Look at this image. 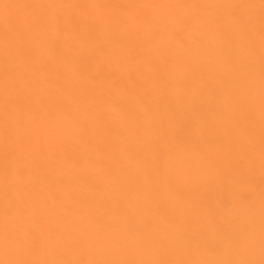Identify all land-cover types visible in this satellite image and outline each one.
<instances>
[{
	"label": "bare ground",
	"instance_id": "6f19581e",
	"mask_svg": "<svg viewBox=\"0 0 264 264\" xmlns=\"http://www.w3.org/2000/svg\"><path fill=\"white\" fill-rule=\"evenodd\" d=\"M262 260V0H0V264Z\"/></svg>",
	"mask_w": 264,
	"mask_h": 264
},
{
	"label": "snow or ice",
	"instance_id": "6c2138e0",
	"mask_svg": "<svg viewBox=\"0 0 264 264\" xmlns=\"http://www.w3.org/2000/svg\"><path fill=\"white\" fill-rule=\"evenodd\" d=\"M262 3H264V0H262ZM9 264H22V262H9ZM218 264H252V262H248V261H238V262L227 261V262H218ZM260 264H264V260H262L260 262Z\"/></svg>",
	"mask_w": 264,
	"mask_h": 264
}]
</instances>
